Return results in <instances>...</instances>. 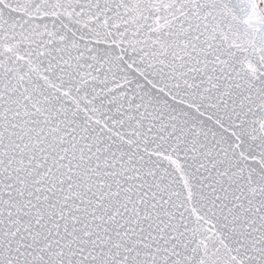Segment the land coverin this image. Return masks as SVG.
Instances as JSON below:
<instances>
[{"label":"snow or ice","instance_id":"snow-or-ice-1","mask_svg":"<svg viewBox=\"0 0 264 264\" xmlns=\"http://www.w3.org/2000/svg\"><path fill=\"white\" fill-rule=\"evenodd\" d=\"M0 264H264V0H0Z\"/></svg>","mask_w":264,"mask_h":264}]
</instances>
